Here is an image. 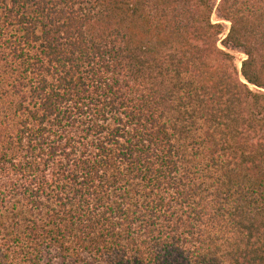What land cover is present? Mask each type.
<instances>
[{"label": "trees", "instance_id": "trees-1", "mask_svg": "<svg viewBox=\"0 0 264 264\" xmlns=\"http://www.w3.org/2000/svg\"><path fill=\"white\" fill-rule=\"evenodd\" d=\"M0 264H264V0H0Z\"/></svg>", "mask_w": 264, "mask_h": 264}, {"label": "rangeland", "instance_id": "rangeland-1", "mask_svg": "<svg viewBox=\"0 0 264 264\" xmlns=\"http://www.w3.org/2000/svg\"><path fill=\"white\" fill-rule=\"evenodd\" d=\"M211 20L213 22H221L224 25V28H225L224 32L227 31L230 23L228 21H226V20L219 19L217 17V15H216L215 10L211 14ZM231 53L235 56V61H236L237 65L239 66L240 65V61H241V59H243L245 57V54L241 50H231Z\"/></svg>", "mask_w": 264, "mask_h": 264}, {"label": "water", "instance_id": "water-1", "mask_svg": "<svg viewBox=\"0 0 264 264\" xmlns=\"http://www.w3.org/2000/svg\"><path fill=\"white\" fill-rule=\"evenodd\" d=\"M244 58H246V55H245V57H244ZM244 58H243V59H244ZM240 66H241V62H240V65H239V67H240Z\"/></svg>", "mask_w": 264, "mask_h": 264}]
</instances>
